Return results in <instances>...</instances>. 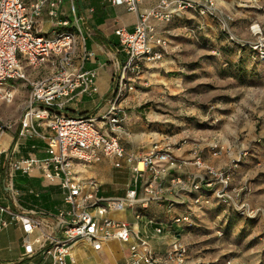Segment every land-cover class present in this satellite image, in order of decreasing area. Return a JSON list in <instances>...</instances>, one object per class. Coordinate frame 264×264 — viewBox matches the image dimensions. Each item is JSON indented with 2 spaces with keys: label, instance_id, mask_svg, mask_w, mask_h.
I'll return each instance as SVG.
<instances>
[{
  "label": "built area",
  "instance_id": "obj_1",
  "mask_svg": "<svg viewBox=\"0 0 264 264\" xmlns=\"http://www.w3.org/2000/svg\"><path fill=\"white\" fill-rule=\"evenodd\" d=\"M47 1L49 14L57 18L58 24L68 26V19L58 18V6L64 0ZM43 2L39 0L29 11L24 0H0V99L11 102L14 98L13 87L5 86L8 80L23 81L28 86V94L20 119V134L46 137L38 127L46 126L52 130V134L47 136L46 156L14 159L5 173L9 179L16 173L39 174L43 179L58 184L62 203L53 214L55 234L42 231L31 239L29 235L35 228H40V221L28 212L0 202V230L12 223L20 224L25 233L21 259L32 260L39 255L40 260L35 264H77L73 255L77 241L84 240L94 250H99L105 241L113 238L129 244V256L118 264H196L189 261V246L180 239L176 230L177 227L191 225V212L170 214L164 222L152 217L147 219L154 223L156 233L167 230L171 234L164 252L154 251L147 235H139L128 221L109 213L151 199L162 200L159 176L170 167L180 168L182 165L172 151L158 144H153L144 153L134 154L128 152L121 142L126 130L120 101L125 98L126 91L133 89V83L140 78L139 74L145 67L160 61L168 51V40L157 33L152 20L169 22L185 8L210 14L216 9L215 0H157L156 6L139 13L132 30L124 26L115 28L126 58L119 66L110 106L101 116L73 115L62 111L76 93L91 94L97 90V74L93 68L74 69L73 58L79 47L77 32L61 29L48 35L38 31L33 16L40 14ZM110 2L124 4L129 10L137 8V0ZM252 30L260 33L254 25ZM254 47L264 59V38H259ZM92 55L84 47L83 59ZM42 66H47L44 74L33 77L27 71V67L39 69ZM9 126L8 121L0 119V168L1 139ZM100 155L114 157L117 167L123 160L130 165L132 175L123 196L101 197L98 195V182L79 175L77 166L89 164ZM193 164L204 166L199 155ZM202 170L190 176L187 185L182 184L180 176H175L172 181L187 192H198L192 198L194 204L207 202L206 193L212 190L219 201L233 205L232 196L228 193L230 175L208 166ZM8 187L12 195L19 193L12 184ZM243 190L241 187L235 189L236 198ZM171 205L169 202L168 210ZM235 208L243 214L240 207ZM142 216L141 210L134 212L136 220Z\"/></svg>",
  "mask_w": 264,
  "mask_h": 264
},
{
  "label": "rangeland",
  "instance_id": "obj_2",
  "mask_svg": "<svg viewBox=\"0 0 264 264\" xmlns=\"http://www.w3.org/2000/svg\"><path fill=\"white\" fill-rule=\"evenodd\" d=\"M216 3L213 13L197 10L212 19L211 26L195 11L163 25L165 55L172 64L145 67L125 94H138L128 108L146 117L150 147L167 148L182 162L180 168H198L196 174L208 166L230 175L234 206L219 201L212 190L207 202L192 205V223L182 227L189 259L264 264V60L254 47L264 38V0ZM121 57L123 62L126 55ZM14 84L21 93L11 102L0 101V118L12 124L27 97L23 81L8 80L5 86ZM197 155L202 168L193 164ZM240 187L244 190L236 198Z\"/></svg>",
  "mask_w": 264,
  "mask_h": 264
},
{
  "label": "crops",
  "instance_id": "obj_3",
  "mask_svg": "<svg viewBox=\"0 0 264 264\" xmlns=\"http://www.w3.org/2000/svg\"><path fill=\"white\" fill-rule=\"evenodd\" d=\"M38 1L24 0V3L27 9L31 11L33 5ZM216 1L218 0H215V3ZM156 4L157 0H137V8L129 10L124 4H113L110 0H64L58 6V18L68 19L70 23L68 26H62L58 24L57 18L49 14L48 1L44 0L40 14L33 16L38 31L48 35L61 29H71L77 32L79 47L73 58L74 69L80 67L83 69L93 68L97 74V90L91 94L76 93L74 98L64 105L63 112L73 115L101 116L107 111L113 96L115 78L123 60L121 54H125L114 30L118 26H124L132 30L138 21L139 13L156 6ZM192 11L199 14L197 9L185 8L181 10L180 15L173 18L178 17L176 20L182 19ZM199 15L206 21V26H211L210 21L212 19L208 18L207 14ZM152 22L157 33L168 39L166 34L161 32L163 25L168 22L155 19ZM84 47L93 53L86 60L82 56ZM167 54H169V51ZM167 64L171 65L172 62L165 55L159 62L153 63L149 67L152 65L166 67ZM46 71L47 66H42L39 69H32L29 74L35 77L44 74ZM34 72L36 73L34 74ZM12 87L14 96L16 93L17 95L21 93V88L15 84ZM24 87H26L28 94V86L25 85ZM135 97H138V94L130 91L120 101V105L124 109V126L126 130L121 142L128 152L140 154L150 148L152 141H149V134L151 133L148 134L149 128L148 122L145 120L146 117L143 116L140 110L128 108L135 105L133 103ZM2 100L0 99V101ZM2 107L6 111L9 109L5 106ZM22 112L23 106L16 124L4 120L8 121L10 126L5 130L1 139L3 152L1 153L2 165L0 168V202L18 211L28 212L40 221V228H35L29 235L33 239L35 236L40 235L42 231L47 234H55L53 214L56 207L62 203V193L58 184L43 179L37 173L31 175L16 173L10 179L5 173L9 163L14 159L46 156L47 136L52 134L51 128L38 127L46 137L20 134ZM185 155H188V153H185ZM114 160L115 158L112 156L100 155L98 159L89 164L77 166L81 177L93 178L98 182V195L101 197L123 196L129 185L132 175L130 165L123 160L122 165L117 167L114 165ZM187 167L184 166L180 169L170 167L161 173L159 184L163 188L162 196L164 198L162 200L151 199L145 203L139 202L122 211L110 212L109 215L128 221L132 229L139 232V235L148 236V243L154 251L164 252L168 247L171 234L167 230L161 234L156 233L154 223H149L147 219L152 217L157 221L164 222L170 214L185 212H191L192 214L191 208L194 205L192 198L198 192H187L172 181L175 176H180L183 179V185L189 184L190 176L199 172V169L193 167L197 171L194 172ZM20 177H25L27 181L19 183ZM10 184L19 191L17 195L14 196L10 192L8 187ZM141 193L140 181L139 194ZM31 194L34 195L33 198L35 199L40 200L41 195H45L46 199H42L41 203L35 202L30 200ZM169 202L172 203L170 210L167 208ZM137 210H141L143 213L139 220L134 217V212ZM182 229V227H177V235L186 242L182 237ZM24 239L25 233L20 224L12 223L0 230V264H35L40 260L39 255H36L32 260L21 259ZM36 247L38 246L36 245ZM129 253V244L115 238L105 241L99 250H94L84 240L77 241L73 246V255L77 264H118L126 259ZM189 261L203 264L200 259H189Z\"/></svg>",
  "mask_w": 264,
  "mask_h": 264
},
{
  "label": "trees",
  "instance_id": "obj_4",
  "mask_svg": "<svg viewBox=\"0 0 264 264\" xmlns=\"http://www.w3.org/2000/svg\"><path fill=\"white\" fill-rule=\"evenodd\" d=\"M258 56H259V55H258ZM259 59H260V60H264V59H261L260 56H259ZM25 181H27L25 177H20V179H19V183H24ZM33 197H34V195L31 194V197H30L31 199H30V200L35 201V202L37 201V202H40V203H41V200H42V199H46V196H45V195H41V196H40V197H41L40 200L35 199V198H33Z\"/></svg>",
  "mask_w": 264,
  "mask_h": 264
}]
</instances>
